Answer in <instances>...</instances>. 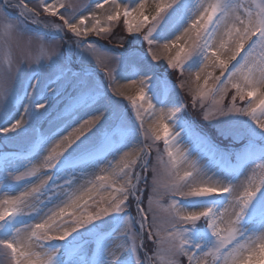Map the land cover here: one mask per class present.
<instances>
[{
  "label": "snow or ice",
  "instance_id": "obj_1",
  "mask_svg": "<svg viewBox=\"0 0 264 264\" xmlns=\"http://www.w3.org/2000/svg\"><path fill=\"white\" fill-rule=\"evenodd\" d=\"M0 107V264H264V0H0Z\"/></svg>",
  "mask_w": 264,
  "mask_h": 264
},
{
  "label": "rangeland",
  "instance_id": "obj_2",
  "mask_svg": "<svg viewBox=\"0 0 264 264\" xmlns=\"http://www.w3.org/2000/svg\"><path fill=\"white\" fill-rule=\"evenodd\" d=\"M77 2L79 3H84L86 2V0H77ZM124 35V33L120 30H117V34H116V38H113L111 41L108 40H102L100 41L102 44L107 45L109 48H116L117 51L119 52L120 49L118 47V39L120 36ZM55 43H62V41L59 40V38H57V41H55ZM155 74L157 76L160 77H164L169 79L172 82H177L178 81V77L177 74L175 72H171L169 73L163 66V62H161V65L155 70ZM218 74V73H217ZM24 75H26V72H22L21 73V78L24 77ZM187 73H185V76L187 77ZM180 91V95L181 97H183L185 99V101H187V96L185 95L183 90H179ZM117 100L120 101V103L117 105L121 110H124L125 105L127 104L126 100H123V98H117ZM5 118V110L0 107V122H3ZM186 118L191 119L196 121L198 124H200L201 126H203V121L200 120V117L198 115V113L192 111V109L189 107V109L187 110V114H186ZM39 127H41V129H47L50 125L46 120H41L39 125ZM4 137L0 136V141H3ZM0 147H3V144H0ZM21 145L19 143H9L8 144V150L9 151H15L18 148H20Z\"/></svg>",
  "mask_w": 264,
  "mask_h": 264
},
{
  "label": "trees",
  "instance_id": "obj_3",
  "mask_svg": "<svg viewBox=\"0 0 264 264\" xmlns=\"http://www.w3.org/2000/svg\"><path fill=\"white\" fill-rule=\"evenodd\" d=\"M188 99V98H187Z\"/></svg>",
  "mask_w": 264,
  "mask_h": 264
}]
</instances>
